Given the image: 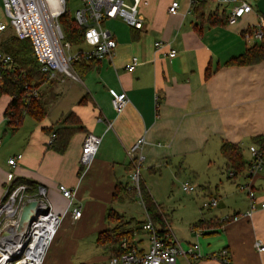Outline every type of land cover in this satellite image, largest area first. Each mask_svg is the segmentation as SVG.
Instances as JSON below:
<instances>
[{"label": "crops", "instance_id": "1", "mask_svg": "<svg viewBox=\"0 0 264 264\" xmlns=\"http://www.w3.org/2000/svg\"><path fill=\"white\" fill-rule=\"evenodd\" d=\"M146 1V5L138 6L141 29L130 28L120 19L104 24L116 41L111 60L92 61L89 69H81L80 77L74 71L77 87L69 83L60 90L64 80L45 90L47 104L55 107L52 115L47 108V116L41 121L25 116L11 133L3 115L10 98L0 96V200L10 171L18 182L43 187L51 210L61 222L42 264H105L113 254L110 247L98 245L96 239L113 226L107 221L108 210L121 214L127 208L128 199L116 202L112 196L117 182L129 183L133 169L129 151L143 138L144 143L134 155L142 156L146 169L173 162L189 167L194 162H206L214 165L223 178L226 173V181L219 179L220 187L214 193L205 190L208 199L217 200L216 212L189 224V241L177 239L159 206L167 234L183 247L194 242L199 246L197 259L179 256L176 264H225L219 258L223 249L228 251V264H264V250H259L264 248V208L257 209L250 218L231 220L249 206L239 184H248L257 201L264 202V169L249 175L246 168L230 179L227 162L220 155L222 142H231L241 147L248 163L249 147L255 146L253 138H264V60L249 66L225 65L260 43L254 32H264V0H230L222 6L212 0L200 13L191 11L190 0ZM174 1L179 3L178 13L169 14ZM242 1H248L252 11L228 25L227 15ZM212 2L214 7L210 6ZM3 14L0 0V23H4ZM213 14L222 22L211 25L207 16ZM156 42L167 46L157 49ZM169 49L177 53L172 59L167 58ZM132 57L138 58L139 64L128 72L125 68ZM110 90L123 92L128 98L119 114L112 108ZM68 96L67 105L63 104ZM69 113L80 121L82 129L73 133L60 154L47 147V140L59 127L55 122ZM87 134L100 137L101 142L89 166L81 168L79 159ZM17 154H22V159L11 169L7 160ZM59 185L73 192L72 206L81 210L78 219L72 218V206L59 192ZM199 219L212 221L213 227L200 228L197 237L192 225ZM146 222L151 221L146 217ZM143 238L136 243L145 251L148 242Z\"/></svg>", "mask_w": 264, "mask_h": 264}, {"label": "built area", "instance_id": "2", "mask_svg": "<svg viewBox=\"0 0 264 264\" xmlns=\"http://www.w3.org/2000/svg\"><path fill=\"white\" fill-rule=\"evenodd\" d=\"M80 6L75 10L73 19L82 30L83 42L77 46H71L63 34L59 17L66 11L67 0H1L4 14L6 15L14 35L20 40H28L31 44L34 58L39 66L40 72L47 74L50 80L63 81L65 77L78 80L73 70V64L84 61L111 60L115 53L116 41L113 35L106 29L105 22L111 19H120L130 28L139 30L143 22L138 15V6L146 5V0H132V4L125 0H79ZM196 0H190V6ZM218 5L229 3L230 0H216ZM250 3L258 0H249ZM242 1L234 6L226 17L228 25H234L244 14L252 11L251 4ZM179 3L174 1L168 8L169 14L178 13ZM7 29L6 23H0V33ZM254 35L261 38L262 33L258 30ZM163 42L154 43L157 49L166 47ZM176 51L169 49L167 58L176 56ZM139 60L132 57L126 71L132 72ZM9 74L19 73L18 66L13 58L0 50V72ZM21 77H24L21 74ZM25 102L37 96V88L33 84H25ZM113 110L119 114L128 103V98L123 92L109 91ZM111 127V124H108ZM55 134L51 133L47 140V147L54 142ZM101 138L87 134L84 138L80 165L87 168L96 155ZM144 143L143 138L137 140L129 151V157L133 169L129 175V188L135 190V195L140 197V168L143 158L136 157L138 150ZM1 146V143H0ZM252 164L248 168V174L264 169V155L255 146L249 147ZM136 157V158H135ZM22 159V154H17L7 160L11 169H15L17 162ZM229 177L233 173H228ZM6 186L3 197L0 200V264H42L49 245L53 242L61 217L55 214L46 199V190L37 186L34 192L30 186L22 182H16L13 171L6 175ZM181 189L185 192L195 191V187L187 182L182 183ZM238 189L246 192L249 206L244 213L231 217L236 221L240 218H250L253 213L264 208V202H258L254 191L248 184H239ZM61 195L68 199L69 207L72 206L73 192L63 185L58 186ZM30 201L37 203L32 210L27 222L19 227V217L23 205ZM217 205V200L210 198L202 203V209H211ZM71 216L74 220L81 216V210L72 206ZM142 231L148 236L147 249L140 251L134 240L129 244L126 238L120 242L121 253L108 257L105 264H176L179 256L195 260L199 257V246L197 242L183 247L171 235L160 233V231L146 222L142 225ZM195 236L200 235L199 229H194ZM259 250H264L260 248ZM219 258L225 264L229 263V254L226 249L221 250Z\"/></svg>", "mask_w": 264, "mask_h": 264}, {"label": "trees", "instance_id": "3", "mask_svg": "<svg viewBox=\"0 0 264 264\" xmlns=\"http://www.w3.org/2000/svg\"><path fill=\"white\" fill-rule=\"evenodd\" d=\"M209 1L212 0H196L190 6L191 11L194 13H200L201 9H204V6ZM200 16H203L202 13ZM215 16L216 15L214 14L207 16V21L211 25L222 22V20H216ZM58 21L62 27L65 40L70 43L71 46H79L83 42L82 30H80L74 19L70 16L67 8L66 11L59 17ZM0 50L6 54H9L18 66V70L21 71L15 74H9L6 71L0 72V96L7 95L10 98L3 115L6 120L7 130L11 133H14L22 124L25 116H28L35 121H41L47 116V100L44 95L45 90H43L42 86L45 83L52 85V83L57 80H50L47 74L40 72L39 66L33 55L31 44L28 40H20L14 35L0 42ZM263 60L264 32L262 33L259 44L254 45L246 49L242 54L229 59L225 65L249 66L258 64ZM92 63L94 62H77L73 64V70L80 77L82 76L81 69H89V66ZM21 74H23L24 77H21ZM25 84H33L38 90L37 96L30 98L28 103L25 102ZM55 125L59 127L53 131L55 134L54 142L51 146H48V148H52L57 151V153L62 154L66 150L73 133L81 130L82 128L80 121L73 113H69L61 117L57 122H55ZM252 142L264 155V138L258 136L253 138ZM220 155L226 160L227 166L230 170L229 173H233L232 177L228 176L230 179H234L237 175L242 174L243 171L246 168H249L252 164V160L248 163L246 162L241 147L238 144L231 142H222L220 147ZM16 182H18V180H16ZM21 182L30 186L29 192H34L37 188V184L33 182L24 180ZM128 184L129 183L123 184L117 182L112 196L113 201L122 202L125 199H128L129 201L134 200L135 190L132 188L128 189ZM140 195L146 217L150 219L154 228L158 229L164 236V234L168 233V229L165 227V221L160 214V208L155 204L148 189L144 184H141V182ZM123 218V215L119 214L113 209H109L107 212V221L112 223L113 226L108 228L106 231L99 233L96 239V243L98 245H106L110 247V252L113 255H118L121 253L119 245L123 238H126L129 244H132L134 243L133 241L135 235L142 230L143 223L134 222V225H132L130 228L126 226L133 220L119 224V221H122ZM204 227H213V222H205L202 219H199L192 225V228L195 229Z\"/></svg>", "mask_w": 264, "mask_h": 264}, {"label": "rangeland", "instance_id": "4", "mask_svg": "<svg viewBox=\"0 0 264 264\" xmlns=\"http://www.w3.org/2000/svg\"><path fill=\"white\" fill-rule=\"evenodd\" d=\"M125 3L131 4V0H125ZM66 6L70 16L73 18L75 10L80 6V1L67 0ZM210 6L214 7L215 3L212 2ZM2 21L7 24V30L5 31L6 35L1 37L0 42L14 36V31L10 27L5 14H3ZM105 24H107V22H105ZM64 80L66 82L58 87L60 90L65 89L69 83H72L74 87L78 86L77 81L72 78L65 77ZM56 82H59V84L62 83V81H55L53 83L56 84ZM52 85L45 83L42 88L46 90L47 88H52ZM69 98L68 96L67 99L63 101V104L67 105ZM50 101H52V99H50ZM47 108L50 115L55 112L53 104L51 105V103H48ZM5 156L6 154L4 153V157ZM214 168V165L206 162L203 164L201 162H194L192 167L182 162H173L166 166L146 169L142 163L140 168L141 184L145 185L156 205L160 206L167 215L171 223V229L177 239L181 238L183 241H189V224L192 221H196L201 216L206 218L216 212V208L202 209V203L208 200L207 195L204 193L205 190H210L214 193L215 188H218V186L220 187L219 179L223 182L226 181V173H224L223 178ZM184 182L194 186L195 191H183L181 185ZM125 206H127L125 212L119 210L121 215L124 216L122 221H119V224L129 222V220L139 223L146 221V214L140 197L136 195L134 200L128 201ZM117 208L119 209V205H117ZM132 225L134 224L131 221V223L126 226L130 228ZM144 233L145 232L142 230L137 233L136 241L143 238V236L144 240L147 239V234L144 235Z\"/></svg>", "mask_w": 264, "mask_h": 264}, {"label": "water", "instance_id": "5", "mask_svg": "<svg viewBox=\"0 0 264 264\" xmlns=\"http://www.w3.org/2000/svg\"><path fill=\"white\" fill-rule=\"evenodd\" d=\"M37 203L35 201H30L23 205L19 217V227H21L29 219L32 210L36 207Z\"/></svg>", "mask_w": 264, "mask_h": 264}]
</instances>
